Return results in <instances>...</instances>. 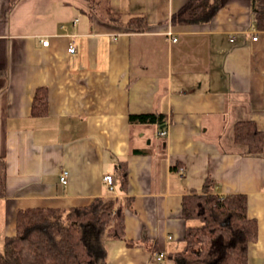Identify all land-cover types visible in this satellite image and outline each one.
Instances as JSON below:
<instances>
[{"label":"crops","instance_id":"1","mask_svg":"<svg viewBox=\"0 0 264 264\" xmlns=\"http://www.w3.org/2000/svg\"><path fill=\"white\" fill-rule=\"evenodd\" d=\"M189 1L109 0L114 24L91 17L84 0H0V251L20 209L129 196L126 238L146 232L160 253L110 240L107 264H176L168 254L182 251L187 227L197 225L182 218L183 198L211 179L221 197L247 196L259 226L248 264H264V153L234 140L238 122L264 134V30L252 24L251 0H222L206 24L172 25ZM132 18H144L146 30L129 28ZM40 87L48 113L34 116ZM149 113L164 114L165 127L130 122ZM120 162L128 193L118 191Z\"/></svg>","mask_w":264,"mask_h":264},{"label":"trees","instance_id":"2","mask_svg":"<svg viewBox=\"0 0 264 264\" xmlns=\"http://www.w3.org/2000/svg\"><path fill=\"white\" fill-rule=\"evenodd\" d=\"M19 0H11V7ZM89 3L90 16H102L114 24L109 0H84ZM222 0H190L172 15V25H197L211 22L219 13ZM100 18V17H99ZM253 26L264 30V0H251ZM144 18H132L128 27L144 32ZM49 91L37 89L32 114L48 113ZM131 123L157 124L165 127V115L131 114ZM234 140L250 154L264 153V134L255 123L243 121L234 127ZM6 164L0 159V196L4 193ZM118 191L128 193V170L125 162L117 168ZM215 184L207 179L201 193L193 192L182 201V218L189 225L184 247L168 254L176 264H248L249 245L259 235L258 222L248 215V198L244 194L219 196L212 191ZM133 207V198L99 197L89 206L70 209L34 208L17 212L16 235L4 239L0 264H107L110 240H123L129 247L141 246L151 253H160L159 245L146 232L139 241L126 238L125 212Z\"/></svg>","mask_w":264,"mask_h":264},{"label":"built area","instance_id":"3","mask_svg":"<svg viewBox=\"0 0 264 264\" xmlns=\"http://www.w3.org/2000/svg\"><path fill=\"white\" fill-rule=\"evenodd\" d=\"M169 35L172 37V41L173 42H176L177 41V38L173 37L171 33H169ZM253 39L254 40H257V37H254ZM42 43H43V46H49L50 41L49 40H43ZM69 52L71 54H74L76 52V47L74 45H71L70 48H69ZM167 133H168L167 131L161 130L160 135L161 136H166ZM182 172H184V171H182ZM69 175H70V173L67 170H65V171H63L61 173L60 182H61L62 185H67L68 184V182H69ZM104 181L109 186L110 191L111 192H114L115 191V182H114L113 176H110V175L105 176L104 177Z\"/></svg>","mask_w":264,"mask_h":264},{"label":"rangeland","instance_id":"4","mask_svg":"<svg viewBox=\"0 0 264 264\" xmlns=\"http://www.w3.org/2000/svg\"><path fill=\"white\" fill-rule=\"evenodd\" d=\"M100 18H103L102 16H99Z\"/></svg>","mask_w":264,"mask_h":264}]
</instances>
